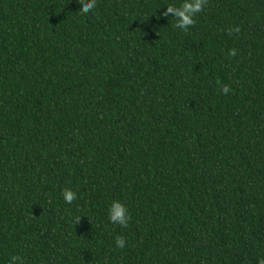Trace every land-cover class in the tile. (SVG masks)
<instances>
[{
    "label": "trees",
    "instance_id": "1",
    "mask_svg": "<svg viewBox=\"0 0 264 264\" xmlns=\"http://www.w3.org/2000/svg\"><path fill=\"white\" fill-rule=\"evenodd\" d=\"M182 2L0 0V264L264 258V0Z\"/></svg>",
    "mask_w": 264,
    "mask_h": 264
},
{
    "label": "clouds",
    "instance_id": "2",
    "mask_svg": "<svg viewBox=\"0 0 264 264\" xmlns=\"http://www.w3.org/2000/svg\"><path fill=\"white\" fill-rule=\"evenodd\" d=\"M81 4L80 11L87 13L91 12L97 4V0H79ZM207 0H183L179 7L174 5H168L166 11L163 15L168 16L172 14V17L176 18V26L184 31H187L190 26L195 23V17L198 13L202 12ZM235 31H239L236 29ZM232 30H229L231 34ZM228 55L235 56L237 52L235 49L229 51ZM231 91L230 87L225 85L222 88L224 95H228ZM76 194L71 189H67L63 193V198L66 203L71 204L75 199ZM108 218L112 224H118L122 227H126L130 215L126 205L120 201H113L108 209ZM81 219V218H80ZM117 247L123 249L126 246V241L124 238H117ZM8 264H23L21 257L12 255L8 261ZM259 264H264V258L259 260Z\"/></svg>",
    "mask_w": 264,
    "mask_h": 264
}]
</instances>
